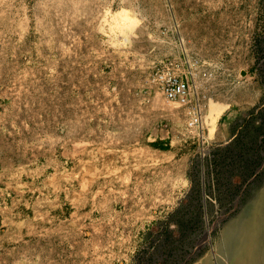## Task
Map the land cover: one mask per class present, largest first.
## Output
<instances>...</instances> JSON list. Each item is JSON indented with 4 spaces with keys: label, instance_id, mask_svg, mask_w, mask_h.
Wrapping results in <instances>:
<instances>
[{
    "label": "rangeland",
    "instance_id": "374dc122",
    "mask_svg": "<svg viewBox=\"0 0 264 264\" xmlns=\"http://www.w3.org/2000/svg\"><path fill=\"white\" fill-rule=\"evenodd\" d=\"M122 11L136 20L128 35ZM178 58L205 97L204 143L183 117L163 120L161 129L159 110L147 103L155 65ZM44 77L48 89L84 81L68 109H102L116 120L120 114L119 139L164 146L134 149L135 158L150 156L152 164L136 165L133 179L85 182L81 193L78 184L71 192L56 180L54 194L45 179L0 181V240L50 236L55 253L67 259L52 264H240L243 257L263 264L259 253L245 254L243 234L249 230L264 253V0H0V79L13 87L22 79V88L35 92V80ZM77 96L85 101L72 102ZM212 101L227 106L214 128ZM69 120L78 124L60 119L59 132ZM172 133L174 141L166 137ZM24 220L25 229L14 227ZM50 223L54 230H41ZM15 249L0 246V263L30 264L32 251L17 262Z\"/></svg>",
    "mask_w": 264,
    "mask_h": 264
},
{
    "label": "crops",
    "instance_id": "0c3cea01",
    "mask_svg": "<svg viewBox=\"0 0 264 264\" xmlns=\"http://www.w3.org/2000/svg\"><path fill=\"white\" fill-rule=\"evenodd\" d=\"M16 51V58L19 59L21 53L18 54ZM24 66H28V64H24ZM18 68H22V63ZM11 81L7 78L0 79L1 182L26 183L40 179H45L44 181L47 182L56 180L55 183L58 181L59 185V182L62 181L64 186H68L69 190L73 192L74 184H78L82 190L85 182L116 183L124 181V179H133L131 177V161L135 158L133 152L136 142L130 137L127 140L126 138L119 139L122 136L117 132L116 124L121 115L116 116V120L114 112L113 115L106 110L99 109L94 113L95 115H90L84 111H71L65 106L66 102L72 100V92L81 94V90L75 89V86L86 85L83 83L84 81L67 84L69 81L61 87L54 85L48 89V77L38 78L34 82L35 92L26 83H24L26 89H23L22 79L16 83L15 87L10 86ZM23 98H25L26 106L22 104ZM73 99L75 100L72 102L85 101L82 96ZM94 99L100 103L103 101L100 99V94ZM56 102L62 105L60 109L54 108ZM95 105L101 106L97 103ZM55 117H58L59 120L51 123ZM70 118L77 119L78 124L72 126L69 120V126H64L62 132H59L57 124L60 119ZM123 119L124 117L121 118V120ZM66 121L64 120V124ZM86 121L93 125H84ZM147 127L148 125H144L142 128L146 129ZM70 137L75 142L70 143ZM147 144H151V142ZM154 148L157 149V147ZM157 150L160 151V149ZM158 151L157 154H159ZM68 166H71L72 170H63ZM56 187L57 185L54 183L50 185L51 194L55 193ZM90 187L89 191L93 189ZM80 189H78L79 193L84 191ZM47 213H54V211L47 209ZM52 225L55 223H50L41 230H54L55 228L51 229ZM26 226V220L14 225L15 228L21 230ZM79 229H81L80 224ZM41 234L39 232L36 237H22L15 240L1 239L0 246H15V251L20 252L17 262L19 259H23L22 252L25 254L26 251H32L26 260L30 264H52L66 261L67 259L58 257L60 255L55 253L54 243L56 240L49 238L50 236L41 237ZM45 234L47 235V232ZM62 240L68 246L76 245L75 240L65 238ZM80 241L79 237L77 242ZM7 250L10 251V249ZM2 258L4 257L1 256L0 259ZM9 259L10 257L2 261L7 263Z\"/></svg>",
    "mask_w": 264,
    "mask_h": 264
},
{
    "label": "built area",
    "instance_id": "2783aa9c",
    "mask_svg": "<svg viewBox=\"0 0 264 264\" xmlns=\"http://www.w3.org/2000/svg\"><path fill=\"white\" fill-rule=\"evenodd\" d=\"M155 66L156 69L149 76L146 95L148 106L159 110L155 118L161 124V129L166 130L167 124L163 125V120L169 119L174 122L175 117L178 116L179 119L183 117L187 120L186 123L192 136L196 139L198 137L199 141L204 143L207 127L205 123L203 124L202 107L205 104V97H199L197 94L195 74H185L183 71L185 61L179 58L167 62L161 60ZM166 137L168 139L171 137V141L177 139L173 133L171 136L167 134ZM152 145L136 142L135 148L141 152L152 153L154 148ZM151 164L150 156L147 159L134 158L131 161V177H135L134 167L136 165L151 166Z\"/></svg>",
    "mask_w": 264,
    "mask_h": 264
},
{
    "label": "bare ground",
    "instance_id": "6f19581e",
    "mask_svg": "<svg viewBox=\"0 0 264 264\" xmlns=\"http://www.w3.org/2000/svg\"><path fill=\"white\" fill-rule=\"evenodd\" d=\"M119 21H120V26L126 35L130 34V32L136 26V20L134 18H132L126 11H122L119 13ZM226 108H227V106L225 103L214 102V101L211 102L209 118L211 119V125L213 128L215 126V121L225 111ZM260 231H261V224H259V227H258V234H257L258 237L260 235ZM243 237L245 240L244 245H246V248H245L246 253L245 254L249 257L256 258V256H258V253H259V255L263 256L262 259H263V264H264V253L260 254V252L257 248L256 240L255 241L252 240V237H251L249 230L244 231ZM243 258L238 259L240 264H248L245 257H243ZM251 264H256V263L251 262Z\"/></svg>",
    "mask_w": 264,
    "mask_h": 264
},
{
    "label": "trees",
    "instance_id": "16d2710c",
    "mask_svg": "<svg viewBox=\"0 0 264 264\" xmlns=\"http://www.w3.org/2000/svg\"><path fill=\"white\" fill-rule=\"evenodd\" d=\"M154 146H159V147H163L164 145H162V142H156L153 144Z\"/></svg>",
    "mask_w": 264,
    "mask_h": 264
}]
</instances>
